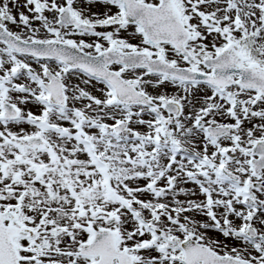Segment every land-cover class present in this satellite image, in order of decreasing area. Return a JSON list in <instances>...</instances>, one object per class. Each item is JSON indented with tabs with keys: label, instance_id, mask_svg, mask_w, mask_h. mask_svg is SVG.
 Masks as SVG:
<instances>
[{
	"label": "snow or ice",
	"instance_id": "1",
	"mask_svg": "<svg viewBox=\"0 0 264 264\" xmlns=\"http://www.w3.org/2000/svg\"><path fill=\"white\" fill-rule=\"evenodd\" d=\"M0 264H264V0H0Z\"/></svg>",
	"mask_w": 264,
	"mask_h": 264
},
{
	"label": "rangeland",
	"instance_id": "2",
	"mask_svg": "<svg viewBox=\"0 0 264 264\" xmlns=\"http://www.w3.org/2000/svg\"><path fill=\"white\" fill-rule=\"evenodd\" d=\"M93 11H102V9L99 7H96V8H93Z\"/></svg>",
	"mask_w": 264,
	"mask_h": 264
},
{
	"label": "flooded vegetation",
	"instance_id": "3",
	"mask_svg": "<svg viewBox=\"0 0 264 264\" xmlns=\"http://www.w3.org/2000/svg\"><path fill=\"white\" fill-rule=\"evenodd\" d=\"M189 187H192L191 185H189ZM181 198H183V197H181Z\"/></svg>",
	"mask_w": 264,
	"mask_h": 264
}]
</instances>
